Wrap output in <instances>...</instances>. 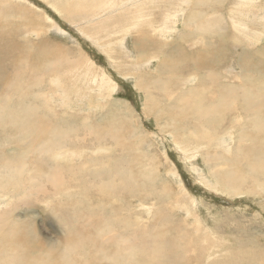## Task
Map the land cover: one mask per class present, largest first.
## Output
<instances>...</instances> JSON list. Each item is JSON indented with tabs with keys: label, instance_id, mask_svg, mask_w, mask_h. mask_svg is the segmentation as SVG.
Segmentation results:
<instances>
[{
	"label": "rangeland",
	"instance_id": "obj_1",
	"mask_svg": "<svg viewBox=\"0 0 264 264\" xmlns=\"http://www.w3.org/2000/svg\"><path fill=\"white\" fill-rule=\"evenodd\" d=\"M177 1L139 0L124 10H112V15L102 12L94 17L101 24H93L89 20L97 8H112L110 0H0V264H112L113 257L95 255L101 246L114 253L119 249L118 241L123 238L119 239L117 230L113 232L108 225L112 219L114 228L127 230L121 234L125 236L122 241L131 235L136 238L128 230L138 232L135 244H131L132 258L144 259L142 247L156 245L161 251L156 263L146 256L148 264H216L218 260L220 264H264V183L256 188L252 182L248 192L234 194L222 190L210 170L219 153L223 159L261 157L258 150L248 147L249 142L241 148L250 155L230 153L239 143V129L247 123L252 131L254 123L248 122L245 113H237V102L233 113L221 109L224 121L220 126L200 128L198 120H192L190 125L198 128L179 141L191 152L186 153L167 132L166 124L156 121L161 114L147 109L149 95L156 108L159 105L164 109L186 95L180 90L197 86L195 91L202 93L206 81L214 79L219 80L217 85L241 88L238 93L244 89L253 92L258 102L255 115L264 117V86L259 87V81L264 84V0H203V5L197 0ZM239 1L240 14L233 25L230 12L237 9ZM122 2L128 1L120 0L119 5ZM192 10L203 13L198 21L224 15L219 25L227 33L226 45H217L216 49L225 53V65L217 63L216 72L200 76L193 74L189 67L192 61H188L189 66L183 64L175 76V45L170 48L167 43L185 44L190 54L213 51L209 37L192 40L199 27L184 25L191 21ZM151 21L153 27L146 26ZM167 21L170 30L164 35L160 29ZM130 22H137L138 30L130 28L125 52L119 41L123 39L120 28L126 32ZM251 34L261 39L256 41ZM146 35L157 58L145 55L151 61L141 70L142 59H136L133 45L136 38ZM98 36L102 47L112 46L111 53H105L95 42ZM164 51L168 63L163 60ZM140 70L145 81L150 78L163 85H151L149 92L137 88L136 73ZM212 86L207 84L209 91L204 96L209 102H214L213 91L218 89ZM166 118L171 119L168 114L163 116ZM109 123L124 126L119 132L125 136L123 146L114 144L112 135L107 138V147L98 146V135L112 134ZM207 128L218 130L212 141L207 138ZM33 149H41L44 161L30 157ZM207 153L212 157L205 161L201 154ZM103 156L111 158L109 167L92 162ZM122 164L132 167L141 188L148 178L144 177L146 171L149 176L160 174L166 185L154 188L164 199L163 204H155L153 196L145 193L130 197L128 192L122 203L120 190L119 195L109 191L111 198L106 192L91 189L103 179H111L107 173H119ZM55 167L64 169L59 174L60 182ZM244 167H248L244 172L264 173V164L249 161ZM238 175V167L226 170L227 179L237 180ZM203 176L209 178L210 185L203 182ZM36 190L37 197H31ZM194 196L200 199L199 206L193 205L190 197ZM70 226L73 230H68ZM77 235L89 253L64 248L65 242ZM154 237L155 245H150ZM211 249L216 254L209 259Z\"/></svg>",
	"mask_w": 264,
	"mask_h": 264
},
{
	"label": "bare ground",
	"instance_id": "obj_2",
	"mask_svg": "<svg viewBox=\"0 0 264 264\" xmlns=\"http://www.w3.org/2000/svg\"><path fill=\"white\" fill-rule=\"evenodd\" d=\"M119 1L120 0H110V2H112V3L109 2L110 5H112V8H110V9H104V10H101L100 11L97 8V10L95 11V13L92 15L91 20H89V23L90 22H93V24H94L96 22V24H98V22L100 21V19H98V18L97 19H94V17H96V16L100 17L101 14H102V12H105L106 13L105 15H112V13H111L112 10L115 13V12H118L120 10H124L125 8H128L131 5H135V4L139 3V0H136V1L127 0L128 2H122L121 5H119L120 4V3H118ZM175 1H177V0H175ZM246 1H250V0H246ZM85 2H83V3H85ZM181 2H184V1H181ZM191 2H192V0H191ZM197 2L200 5H203L204 4L203 0H197ZM240 2L241 1H239L238 4H237V9L233 10L232 12H230L232 14V15L230 14V16H231V21H232V24L233 25H235L237 23V20L238 19L236 17H237L238 14H240L239 8H238V6L240 5L239 4ZM70 5H72V4H70ZM176 5L178 6L179 4H176ZM248 5L249 4L246 3V6H248ZM70 8H71V6H70ZM66 10H67V8H66ZM172 10H174V9H172ZM192 13H193V15L191 17V21L189 23H187V24L185 23L184 25H186V26L189 25V27H190L191 24H193L192 26L199 27L201 29L197 34L191 35V37L194 38L192 40L199 41V40H203V38L209 37L210 44L213 47V51L211 52V51H207V49H203L199 53H196V54L191 53L190 54V53H188L185 50V48L183 46L185 44L179 45L178 43L177 44H174L173 42L172 43H167L166 45L167 46H170V48H171V45H175L174 48L176 50V54L174 53L175 52L174 51L173 52L174 55H175L174 56V59H178V60H176L177 67H175V71H174L175 74H176L175 76H178L180 74L179 72L183 69V67H182L183 64L188 65L187 64L188 61H192V66H189V65L188 66L191 67V69L193 71V74L197 73L200 76H202L201 73H203L206 76L210 72H212V73L213 72H216V71H214V67H215V64H217V63H219L220 66L221 65H225V63L223 62L224 61L225 53L219 52L216 49V46L217 45H222V47H224L226 45V42L224 41V39L227 38V33L219 25L220 20L221 19H224L223 18L224 15L223 16L221 15L222 18H220L219 16H216V17L214 16V17H211L209 20H206V21H204V20L198 21V18L200 16H203V13L202 12H198V11H193ZM139 18H142V17H139ZM171 23L173 24L174 21H171ZM99 24H101V23L99 22ZM135 24H137V22H130V27L128 26L129 29L126 32L124 31L125 32V35H124V32L121 31V28H120V34H121V37L123 39L122 40H119V41H120L121 46L124 48L125 52H126V44L128 42L131 29H133V30H136L137 29V26H135ZM147 25L153 27L152 21L150 23H147L146 26ZM164 25H165L164 29H160V30H162L161 31L162 34H164V32H165L164 35H166V33H168L167 32V29L170 30L167 27L168 25H170V23L168 22V23H166ZM207 26H211V28L210 27L207 28ZM106 27H108V26H106ZM57 28H60V27H57ZM102 28H105V26L102 27ZM105 30H107V28ZM105 30H104V32H105ZM154 30H151V31H154ZM97 31H99V30H97ZM100 31H102V30H100ZM110 31L111 30H109V32ZM146 32H149V31H146ZM250 32H251V30H250ZM100 33H102V32H100ZM114 33H115V31H114ZM140 33H142V32L140 31ZM120 34H119V36H120ZM99 36H98V38H99ZM111 36H109V37H111ZM147 36L148 35H146L145 37H138V39L136 38V40L134 41V45H138L139 47H141L142 52H143L144 55H149V56L151 55V57H153L154 56L153 55L154 54V52H153V45H152V43L149 42V40L147 39ZM199 36H202L203 38H198ZM251 37L254 39V34H251ZM256 37L254 39L256 41H259L261 39L260 37L259 38H256ZM98 38H95L96 39L95 42H97L101 46V43H100L101 39L100 38L98 39ZM104 38H106V37H104ZM162 38H164V37H162ZM220 39H223V41L220 40ZM119 41H118V43H119ZM114 42H116V41H114ZM153 42L156 43L154 40H153ZM220 42H222V43H220ZM188 43H190V42L188 41ZM101 48H102V50L105 53H111L112 52L111 49H110V48H112L111 45L109 46V48L102 47V46H101ZM161 54L163 55V58H164L163 60H165L167 62L168 61V55H167V53L164 51ZM171 54H172V52H171ZM153 58H157V57H153ZM148 61L150 63L151 60H148ZM149 63L147 62V64H145L143 67H140V69L141 70L142 69L145 70V67L146 66H149ZM173 63H174V61H173ZM171 68H173V65L171 66ZM137 69H138V67H137ZM193 69L196 72H194ZM142 72L143 71L136 73V75H137V79H136V86H137V88L144 89L146 92H149L150 89L148 87H151V85H153L154 87L155 86L157 87V86L163 85V83H159L157 80H155V81L154 80H151L150 78L147 81H145L143 78H141ZM182 72H181V74H182ZM134 73H135V71H134ZM188 73L189 72H187V74ZM181 76H179V77H181ZM170 78H171V76H170ZM177 79L179 80V78H177ZM218 82H219V80H214V79H211L208 82L206 81V86H205V89L203 88L204 90H203L202 93H200L198 90L195 91V89L198 88L197 86L196 87H193V88H195L194 90H189V91L180 90L181 92H184L186 95L183 94L180 98L179 97L176 98L173 102H171L167 106V108H164V109L163 108H160L159 105L157 106L158 108H156V102L152 99L153 96L152 95H149L148 96V101H147V103L149 102V104L147 105V109H148V112L149 113H155V110H157L156 111V114H161V116H156V118H155L156 121L157 122L163 121L166 124L165 127L167 129V132H170L173 135L174 141L179 145V143H180L179 141L182 140V138H183L184 135L191 134V131L192 130L198 128V127H193V126L190 125V122L192 120H198V123L200 125V128L203 127V126H209V124H218L219 125L220 124V118L222 116L221 109L224 108V107H226V108H228L231 111V113H233L232 110L234 108H236L235 102H237V108H238V112L237 113L240 114V116L245 113L244 116H246L247 119L249 120V121L248 120L247 121L249 123L250 122L251 123H254L253 124L254 127L252 128V131H251L250 130L251 127L247 123H244L246 125H243L242 128L239 129V131H240L239 132V143H237V145H234V147L230 151V153L231 154H241V153H243L245 156L250 155V153L248 151H246L245 148L244 149L241 148L242 147V144H246L247 145V142H249L250 145L248 147L255 148L256 150H258L259 154L261 153L259 155L261 157H257V158H248V157H246L244 160H242V159L241 160H238V159H235V157L234 158L232 157L233 159H229V158L223 159V156L220 157V153H219L218 154L219 160L218 161L217 160L214 161V164H213L214 166H210V170L212 171V173L216 177L217 184L221 187L222 190L227 191V192H230V193H234V194H238V193L239 194H242L244 192H248L247 190H249L250 188H252V186H253L252 182L254 183V185L256 186V188H258L260 184L264 183V173H261V172L255 173V170H253V172H244V170H246L248 168V167H244V163L245 162L253 161V162L258 163V164H264V151H262V149L264 148V147H262V146H264V117L259 118L258 116L255 115V109L257 107L258 102H257L256 98L252 95L253 92L249 91V89H244L242 92L238 93L241 90V88H235V89H232L231 87L230 88L229 87L226 88L223 85H217ZM207 84H213V86H212L213 88L212 89L218 88V89H215L213 91L214 98H216L214 100V102H209L207 100V98L204 97V96L207 95V92L209 91V90H207L208 89L207 88ZM259 84H260L259 87L264 86V84H263L262 81H259ZM258 91H260V90H258ZM179 95H181V94H179ZM227 104L230 106L231 109L228 106H226ZM164 106H166V105H164ZM148 112L146 111L147 114H148ZM165 114H168L169 117H171V119H168V120H167V118L166 119H163V116ZM109 125H110V123H109ZM110 126H111L110 130H111L112 134H108V135H105V136L98 135V146H105V147H107L109 145V141L107 140V138L110 137L111 135H112L111 136V140H112V142L114 144L119 145V146H123L122 139L124 140V137L125 136H123V134H119V132H121L124 129V126L122 124L110 125ZM117 127H121L119 129L120 131H117ZM207 130H208V134L212 131V130H210L208 128H207ZM199 131L202 132L201 129ZM117 133H118V135H117ZM36 135H38L37 131L35 132V136ZM232 143H233V140H232ZM179 146L181 148H183L184 151H186V153L190 152V151L186 150L185 147H183L182 145H179ZM191 151H193V149ZM104 152H106V151H104ZM143 154H145V153H143ZM197 154L198 153H196V156H198ZM119 155H121V154H119ZM201 155H202V157H203V159L205 161H208V158L211 159V157H212V154H209V153H207L205 155L204 154H201ZM227 159L229 161H226ZM110 161H111V158L109 156L108 157H104L103 156L102 158H96V159L92 160V162L94 164H100L101 163L103 166H108V167L110 166ZM132 162L133 161H131L130 163H132ZM143 163L144 162L142 161L141 164H143ZM195 164H196V162H195ZM139 165H140V163H139ZM223 166H227V168L226 169H223L222 168ZM142 167L143 166H141V168ZM231 167H238V174H239L238 176H239V178H237V180L234 179V178L227 179V177H226V170L229 169V168H231ZM118 169H119V173L113 172V171L107 173L108 177L111 175V177H112L111 179H109V178L108 179H103L102 182L99 185H94L91 189H93V188L98 189L96 191H99L100 194H101V191L102 192H106L107 194H108L109 191L113 192L114 194H118L117 192H118V190H120L119 191L120 192V195L119 194L118 195H119V201L122 202V203H125V201H124L125 195L128 192V194L130 195V197H132V196H136L137 197V195H140V193H145L146 196L149 197V198H152V196H153L152 202H154L155 204H158V205L163 204V200L164 199H162V198H160L158 196V193H157V191L154 188L158 184L166 185V183L163 184L164 179L161 178V175L160 174L159 175H156L155 177L154 176L147 175V173H146L147 171L145 172L146 175L143 174L144 177L145 176L148 177L147 179L144 180V183L143 184L141 183L142 184V187L144 188V192H143V191H140L143 188H141V187L138 186V182L135 180V176L132 174V171H131L132 167L130 169V168H128V165L122 164L121 165V168L118 167ZM63 171H64V169L62 167H55L54 168V172L57 174L56 180H58V182H60L59 181V177H61L59 174L61 172H63ZM148 171H150V170H148ZM77 176H79V175H77ZM104 177L107 178L106 177V174H105ZM203 178H204L203 182H205L207 185H210L211 181L209 180V178L204 177V176H203ZM77 179H82V178H77ZM84 180H86V179H84ZM121 186H124V187H121ZM145 187L147 188V190L145 189ZM89 188H90V186H89ZM182 190L184 191V188H182ZM111 192L109 194H111ZM123 193H125V194L123 196H121ZM134 193H137V194H134ZM171 193H173V192H171ZM250 193H252V192H250ZM211 194H213L212 191H211ZM37 195H38V191L37 190H36V192L34 194L31 193V197H37ZM218 195H219V193H218ZM109 196H111V198H112V195H109ZM190 199L193 202V205L195 207L196 206H199L201 204L200 199H197L195 196L194 197H190ZM158 209H159L158 210L159 212H162L161 207H159ZM111 212L114 213V211L112 209H111ZM160 214L163 215L162 213H160ZM158 218L160 219L161 217L158 216ZM113 223L114 222H113V219H112L111 224H108V223L107 224L110 225L113 228V232H115V230H117V234H118V238L119 239H122V238L125 239V236H123L121 234H123V232H127V230H119V228H114V226L112 225ZM128 225H129V223L127 224V228H128ZM123 226H125V225H123ZM125 228H126V226H125ZM68 230H73V228H71V226H70ZM184 230L187 232L186 228ZM93 231L94 230L92 229L91 232H93ZM97 232L100 233L101 232V229H98ZM128 232H130V234L131 233L132 234L134 233L133 235L136 236V238L131 235L130 239H127V240H124V241H122L123 239L120 240L122 242L118 241V243H120V246H119V249L117 250L116 253L109 252L110 250H107L106 247L101 246V247L98 248L99 253H97L95 255L101 256L102 258H105L107 255H109V257H113L115 259V261L112 264H127L128 261H133L134 264H148L146 262V256H149V258L152 259V262L156 263L157 256H161V251L158 250L157 247H156V245L154 244L156 238L155 237L152 238V243L150 244V245H153L154 244L155 247H142L141 248V250H143V254H145L144 259H142V260L141 259H134V258H132L131 244H135V242H136L135 239H137V233L138 232L137 233L136 232H133V230L132 231L131 230H128ZM101 234H103V232H101ZM101 238H103V236H101ZM139 239H138V241H139ZM147 239L149 241L150 240V236H148ZM69 247L73 248V252L77 248H79L81 251H84L86 253H89V250L87 249L86 244L83 243V242H79V236L78 235L69 238L65 242L64 248H69ZM211 251L212 252L210 253V255L208 257L209 259L215 258L214 255L216 253H213V250L212 249H211ZM106 252H109V253H106ZM104 253H106V254H104ZM220 256H222V255L218 254V257H220ZM120 259L124 263L120 262L119 261ZM220 263L221 262L219 260L216 262V264H220ZM36 264H44V263L43 262L42 263L37 262ZM52 264H54V262H52Z\"/></svg>",
	"mask_w": 264,
	"mask_h": 264
},
{
	"label": "flooded vegetation",
	"instance_id": "obj_3",
	"mask_svg": "<svg viewBox=\"0 0 264 264\" xmlns=\"http://www.w3.org/2000/svg\"><path fill=\"white\" fill-rule=\"evenodd\" d=\"M128 46H129V44L127 43L126 47H128ZM133 46H134V48H136V53H138V58H136V59H138V60L142 59V64L140 65V67H143L145 64H147L148 60L145 59V55L143 54L141 47H139L138 45H133ZM126 49H128V48H126ZM127 51H129V50H127ZM128 58L130 59L129 55H128ZM224 108H226V107H224ZM228 112H231V111L228 110ZM222 121H224V115H222L220 118V123ZM219 126H220V124H219ZM216 127H217V125H216ZM214 133H216V134L218 133V130L215 128H213V130L210 132L211 135H209V134L207 135V138H211V141H212Z\"/></svg>",
	"mask_w": 264,
	"mask_h": 264
},
{
	"label": "trees",
	"instance_id": "obj_4",
	"mask_svg": "<svg viewBox=\"0 0 264 264\" xmlns=\"http://www.w3.org/2000/svg\"><path fill=\"white\" fill-rule=\"evenodd\" d=\"M215 125V124H212ZM210 130H213V128H211ZM38 133V131H37ZM30 157L33 158L36 161H44V156H43V152L41 151V149H33L30 151Z\"/></svg>",
	"mask_w": 264,
	"mask_h": 264
}]
</instances>
